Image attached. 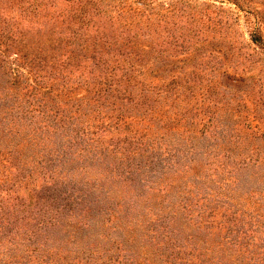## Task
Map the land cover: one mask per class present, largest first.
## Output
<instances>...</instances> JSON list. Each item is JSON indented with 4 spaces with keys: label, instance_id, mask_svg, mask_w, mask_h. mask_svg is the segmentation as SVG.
Segmentation results:
<instances>
[{
    "label": "rangeland",
    "instance_id": "1",
    "mask_svg": "<svg viewBox=\"0 0 264 264\" xmlns=\"http://www.w3.org/2000/svg\"><path fill=\"white\" fill-rule=\"evenodd\" d=\"M13 36L62 110L0 154V264H264V0H0V82Z\"/></svg>",
    "mask_w": 264,
    "mask_h": 264
},
{
    "label": "trees",
    "instance_id": "2",
    "mask_svg": "<svg viewBox=\"0 0 264 264\" xmlns=\"http://www.w3.org/2000/svg\"><path fill=\"white\" fill-rule=\"evenodd\" d=\"M11 43L12 45L8 57H12V59L10 58L11 68H15H12L9 78H4L3 82H0V91L4 93L3 96H0V113L2 111L3 115L1 116H3L4 119L6 118L5 120L3 119L4 125L0 123V150H2L0 154L4 152L6 148L9 152L12 151V138L17 137V135L21 133L14 128L15 126L13 127V125H16L15 123L17 120L20 121L22 119L21 121L23 122L28 118V120L30 119L31 122H33L31 124L36 125L38 128H42L45 127V125L42 124L45 122L40 121L41 118L51 121L57 116H61L62 110V103L58 98L61 93L56 91L57 88H61V84L56 85L52 82L50 85L49 82L52 81L53 78L46 79L34 69L36 64L32 62V58L30 59L31 52L24 50L26 47L30 46L25 36H13ZM39 54L41 53H36V55ZM25 66H27L28 72L26 74H19L20 71L17 68H25ZM103 87L106 86L100 84V87L93 89L94 93L98 95L101 93L104 94L107 88ZM86 103L91 104V102ZM80 108L81 106H77L73 109V113L77 114ZM4 159V156L2 158L0 157V160ZM1 188L6 194H11L12 190L15 192L13 187L4 186ZM21 213H23L22 209Z\"/></svg>",
    "mask_w": 264,
    "mask_h": 264
}]
</instances>
